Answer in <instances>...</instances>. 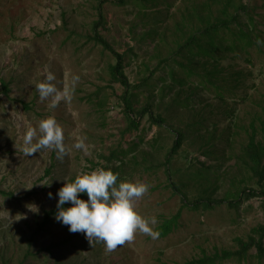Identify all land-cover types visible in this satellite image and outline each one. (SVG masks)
Returning <instances> with one entry per match:
<instances>
[{"label":"rangeland","instance_id":"obj_1","mask_svg":"<svg viewBox=\"0 0 264 264\" xmlns=\"http://www.w3.org/2000/svg\"><path fill=\"white\" fill-rule=\"evenodd\" d=\"M255 1L251 2L255 5ZM102 4L106 21L101 33L116 50L126 53L125 71L131 82H138L144 75L142 61L154 65L157 59L152 57L155 43L138 39L136 24H140L141 7L137 2L120 5L103 0H0V264L183 263L204 251L235 248L236 238L247 236L253 227L264 223V199L255 197L243 200L238 208L222 205L206 213L184 208L180 227L168 236L153 239L137 231L132 241L112 252H107L101 241L90 243L82 232H70L54 215L45 229L35 233L45 211L57 207V190L65 180L71 182L78 174L117 165L115 161L108 163L105 156L121 145L129 147L138 141L141 133L145 134V142L135 150L136 154L128 155L127 162L119 169L122 175L118 171L117 179L142 181L150 186L134 204L142 217H156L154 230L164 217L179 210L181 196L171 183L174 180L180 185L181 172L194 157L210 164L222 163L220 173L225 177L219 181L222 187L217 192L222 196L229 187L227 179L242 178L241 172L245 173L236 164V154L247 140L252 121L264 111V54L254 49V64L247 61V55L224 61L226 68L232 62L235 71L243 67L246 72L243 85L234 90L233 97L227 96L226 104L213 93L202 91L197 98L203 94L205 98L195 100L196 109L175 104V90L168 91L164 97L159 90L165 84L161 78L166 75L165 81L170 84V76L158 72L159 86L154 91L143 87L136 89V93H139V104L154 101L155 111L167 116L169 124L160 129L158 125H151L146 116L139 130L125 131L129 121L120 96L123 86L111 81L109 72V64L116 59L103 45L88 39V34L94 35L92 25L99 18ZM155 9L161 10L159 17L165 18L163 0L159 5L152 4L150 11ZM174 11L172 6L170 12ZM166 20L174 23L169 16ZM260 28L264 29V25ZM130 47H134L136 55L130 52ZM47 72L54 74L52 83L59 90H69V98L62 99L54 108L49 107L51 98L40 100L35 88ZM73 76L79 77L74 83ZM3 81L9 84V93ZM227 107L233 108L232 115L224 114ZM201 109L205 122L196 134L205 141L213 136L210 141H215L220 159L210 158L198 146H192V135H189L173 161L155 170L145 169L151 163L165 161L174 139V133L168 132L166 126L169 129L175 124L182 129L189 122L199 120L194 110ZM47 117H53L62 127L66 153L58 158L56 150L48 148L32 156L24 155L21 148L26 129L37 127ZM154 134H161L158 150L146 143ZM230 139L232 145H229ZM78 140L83 141L85 148L75 147ZM233 152H236L234 156ZM135 161L139 163L136 167ZM47 168L52 169L50 174L46 173ZM187 188L190 194H198L202 187L191 184ZM81 198L87 199V195ZM30 204H35L38 211L33 212ZM250 252L248 262L224 264H260L255 257L256 249Z\"/></svg>","mask_w":264,"mask_h":264},{"label":"trees","instance_id":"obj_2","mask_svg":"<svg viewBox=\"0 0 264 264\" xmlns=\"http://www.w3.org/2000/svg\"><path fill=\"white\" fill-rule=\"evenodd\" d=\"M103 1L120 5H125L130 1L137 2L141 7L140 15H138L140 24H136L137 30H139L138 39L140 42L149 40L155 43V54L152 57L156 58L157 62L153 65L146 60L142 61L141 71L144 75L140 76L138 82H131L125 71L126 53L116 50L101 33L100 29L101 27L103 29L106 21L103 4L100 7L99 18L92 25L94 35L88 34V39L103 45L104 49L111 51L116 59L114 63L109 64V72L111 81L119 82L123 86L120 96L129 121L125 131L139 130L146 116L151 125H158L160 129L165 127V124H169L167 116L157 112V109L155 111L154 101L148 100L139 104L140 101L137 97L139 93H136V89L143 87L154 91L159 86L156 82L158 72L163 71L170 76L172 80L170 84L165 81L166 75L161 78L164 79L165 84L159 90H161L162 97L166 96L168 91L175 90V104H181L188 109H196L195 100L203 101V97L205 98L204 94L202 98H197L200 91L202 93L211 92L226 104L227 96L233 97L234 90L243 85L246 72L243 67L235 71L232 62L227 66V68L230 67V70L227 71L224 61L247 55V61L254 64L252 59L254 49H258L264 54V43H257L258 40L264 42V29L260 28V25H264L260 24L264 23V0L255 1V5L251 2L252 0H163L166 7L165 18L159 17L161 10L150 11L152 4L159 5L161 0ZM178 1L179 3H177ZM172 6L175 7L174 12H170ZM168 16L170 19H174V23L171 24L170 20L167 23ZM139 25H142L140 29H138ZM129 49L136 55L134 47ZM2 85L6 93H9V84L3 81ZM202 110H194V115H199V120L189 122L182 129L176 127L175 124H172L169 129L166 126L168 132L174 133V139L169 151L165 154V161L157 164L151 163L145 169L155 170L161 165H167L168 162L173 161V157L189 135H192V146H198L200 152L210 158L217 156L215 141H210L213 136L209 137L208 142L203 136L196 134L204 127L205 113ZM212 112L214 113L213 109ZM232 112L234 113L233 108L227 107L224 110L226 115H232ZM223 134L224 132L221 135L222 140L225 138ZM247 134V140L243 143L241 150L237 154L236 152L232 153V156L236 154V164L240 169L243 168L245 173L241 172L242 178L233 176L227 179L229 187L222 196L217 194L222 187L219 181L225 177L220 173L222 163L210 164L194 157L185 164L181 172L180 185L174 180L171 183L181 196V206L175 214L164 217L162 222L157 225L155 230L159 232V237H166L180 227L184 208L206 213L222 205L238 208L243 200L255 197L264 199V111L252 121L251 130H247ZM160 140L161 134H154L152 139L146 140V143L154 150H158L161 148ZM143 142H145V134L141 133L138 135V141H133L129 147L121 145L118 150L112 149L105 158L108 163L115 161L117 165L108 166L107 169H111L117 174L127 162L128 155L136 154L135 150ZM232 144V139H230L229 145ZM144 159L147 161L146 156ZM134 163L135 167L139 164L137 161ZM51 170V168H47L46 173L50 174ZM119 173L122 175L120 171ZM118 181H121L120 178L117 179ZM191 184L201 185V192L190 194L187 187ZM79 195L85 197L87 194L79 193ZM64 206L66 207L67 204ZM56 211L57 207L45 211L44 220L37 226L35 233L46 228ZM236 241L235 248L216 249L211 253L204 251L198 257L176 264H224L232 261L244 263L250 259V251L253 248L256 249L255 257L258 262L264 264V223H259L252 228L247 236L238 237Z\"/></svg>","mask_w":264,"mask_h":264},{"label":"clouds","instance_id":"obj_3","mask_svg":"<svg viewBox=\"0 0 264 264\" xmlns=\"http://www.w3.org/2000/svg\"><path fill=\"white\" fill-rule=\"evenodd\" d=\"M257 43H264L260 40ZM73 76V83L78 80ZM55 76L47 72L44 79L35 84L40 100L51 98L49 107L54 108L62 99L69 98V90H59L54 83ZM35 138V142H34ZM21 151L32 156L41 149H55L58 158L66 153L62 127L53 117L43 118L37 127H28L22 137ZM76 148H85L82 140L75 143ZM48 184V183H41ZM149 185L142 181H120L111 169L97 168L91 172L78 174L74 180L65 183L57 190V211L55 218L68 226L70 232H82L90 243L101 241L107 252L134 239V234H147L153 239L159 232L153 226L155 216L142 217L135 209L134 201L149 190ZM30 188V187H29ZM79 193H86L87 199ZM49 198L52 193H48ZM69 203V206L64 205ZM29 207L33 212L35 204Z\"/></svg>","mask_w":264,"mask_h":264}]
</instances>
